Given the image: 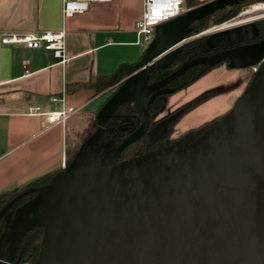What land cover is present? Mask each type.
<instances>
[{
	"label": "water",
	"instance_id": "obj_1",
	"mask_svg": "<svg viewBox=\"0 0 264 264\" xmlns=\"http://www.w3.org/2000/svg\"><path fill=\"white\" fill-rule=\"evenodd\" d=\"M239 1L212 0L154 27L139 58L119 66L125 76L70 162L35 196L8 211L20 192L0 209V264H14L33 227L42 228L36 264H264V41L233 46L257 37L256 24L208 34L206 47L222 50L148 83L150 72L167 67L189 40L193 22ZM222 61L256 65L225 113L179 140L117 161L147 126L153 99L175 90L165 84L192 66ZM126 102L143 123L115 147L104 141V126Z\"/></svg>",
	"mask_w": 264,
	"mask_h": 264
},
{
	"label": "crops",
	"instance_id": "obj_2",
	"mask_svg": "<svg viewBox=\"0 0 264 264\" xmlns=\"http://www.w3.org/2000/svg\"><path fill=\"white\" fill-rule=\"evenodd\" d=\"M61 5L0 0V192L66 165V146L105 98V91L78 85L135 62L143 52L134 30L141 0L89 1L85 11L66 17ZM60 29L68 56L63 65L43 48L1 41L3 33ZM67 106L79 110L46 126L45 112Z\"/></svg>",
	"mask_w": 264,
	"mask_h": 264
},
{
	"label": "built area",
	"instance_id": "obj_3",
	"mask_svg": "<svg viewBox=\"0 0 264 264\" xmlns=\"http://www.w3.org/2000/svg\"><path fill=\"white\" fill-rule=\"evenodd\" d=\"M89 1H110V0H62L61 14L63 17L74 13L83 12L87 9ZM142 13L135 22L134 30L137 36L136 42L142 46H147L154 37V27L166 20L178 16L185 11V0H141ZM212 0H200V4ZM237 13L221 22H213L205 29H202L197 35H207L217 30L255 23L264 28V0H243ZM241 2V1H239ZM234 5V4H233ZM231 6V5H230ZM229 7V6H227ZM3 43L22 42L27 47L43 48L51 52L57 59V63L63 65L68 56L65 51L64 29L57 31L41 30L26 31L21 33H3L1 34ZM255 66L253 67V71ZM79 107L67 106L59 110L45 112L46 126L56 123H62L71 114L76 113Z\"/></svg>",
	"mask_w": 264,
	"mask_h": 264
},
{
	"label": "flooded vegetation",
	"instance_id": "obj_4",
	"mask_svg": "<svg viewBox=\"0 0 264 264\" xmlns=\"http://www.w3.org/2000/svg\"><path fill=\"white\" fill-rule=\"evenodd\" d=\"M256 26L258 29L257 37H255L254 39L248 40V41L240 42V43L235 44L233 46L252 44V43L258 42L260 40L264 41V29L260 25H256ZM205 28H203V29H205ZM207 35H205V34L200 35V36L204 37V48L201 50V52L198 55H196L194 57H188V58L183 59L182 61H180L179 63L174 65L173 68L165 74H160V75L154 76V75H152V71H153L152 70L150 72V75H149L148 83H154V82L160 81L162 78L167 76L169 73H171L177 67H179L182 64V62H184L186 60H190V59H193V58H196L199 56H204L207 54H212V53H215L217 51L222 50V48H220V47H214V48L206 47L205 39H206ZM176 57L174 58V60L176 59ZM219 63L223 64V66L226 68V71H231L232 69H238V68H245V69H248L249 72L252 74L254 66L256 69V65L247 66V67H230L228 65L227 61H222ZM219 63H217V64H219ZM217 64H214V65H217ZM213 66L205 68L204 65L198 64L196 66L190 67L189 69L196 67L197 70H195V71H197L198 73L201 72L199 78H197L194 82L201 79L203 77V75H205L206 72L209 69H211ZM189 69H187L185 72H187ZM182 75H180L177 78L173 79L172 81L168 82L163 87H166V88L175 87V91H176V90H179L185 86H188L190 83L189 84H187V83L183 84V79H180V77ZM203 93H206L207 96L200 103H203L205 100H208L213 95L212 92L208 91V92L198 93L197 95L195 94L194 97L198 96L199 94H203ZM162 95L163 94L156 96L153 99V101L150 103V106L148 108L149 120H148L147 126L142 129V133L140 134V136L138 138H136L135 140H133L132 142H130L129 144H127L126 146H124L120 150V152L117 156V161L123 160L126 158H130V157H133V156L138 155V154L145 153L146 151L154 149L155 147H157L158 145H160L163 142H170V141L179 140V138L181 136L186 135L188 132H194L198 129L205 127L206 125L210 124L213 120H215L218 117V116H216L210 120H204L195 126H190V127L186 128L183 132L174 133V132H177L175 125H174L176 120H178V118L185 111H189L192 107H194L196 105L191 106V107H187L188 101L191 100L193 98L192 97L191 99H189L188 101H186L183 104L175 106L174 108H172L168 111H166V110L163 111V110H161L162 109V107H161L162 106ZM147 99H148V96L143 101L144 106L146 104ZM158 103H159V105H158ZM200 103H198V104H200ZM124 104H128V106L130 107V111L124 112L123 110H119V107L121 106L120 105L116 109V111L114 112L113 116L107 121V123H105V126H104V133H103L104 141L111 140L112 142H114L115 147L118 146L127 136H129L131 133L136 131L143 123L142 118L136 113L132 103L126 102ZM124 104H122V105H124ZM229 108H227V110ZM189 135H191V137L193 136L192 137V139H193L197 135V133L196 134L190 133ZM18 258L19 257L17 256V254H15V257L13 258L12 263L23 264V262H26L24 260L18 261ZM26 264H30V263L26 262Z\"/></svg>",
	"mask_w": 264,
	"mask_h": 264
},
{
	"label": "trees",
	"instance_id": "obj_5",
	"mask_svg": "<svg viewBox=\"0 0 264 264\" xmlns=\"http://www.w3.org/2000/svg\"><path fill=\"white\" fill-rule=\"evenodd\" d=\"M247 1H241L237 4L231 5L229 7H224L221 9L216 10L210 16H206L203 19L196 20L191 24L193 31H199L203 28L207 27L213 22H221L237 13L240 6ZM201 2L200 0H185L186 7H194L199 5ZM204 48V37L199 36L194 38L186 43H184L181 47L180 53L177 55L176 59L167 67L162 69H154L152 71V75L157 76L160 74H165L170 71L174 65L179 63L185 58L194 57L198 55L201 50ZM196 67L189 69L185 72L180 79H183V84L192 83L197 78H199L200 73H198ZM195 71V72H194ZM197 72V73H196ZM125 76L124 70H119V68L110 74L99 75L97 76L94 81L89 82L87 84H79L78 86H90L96 90V92H103L105 91V98L103 102L108 98V96L112 93V91L117 87V83ZM207 96L206 93L199 94L196 97H193L191 100L188 101L187 107L194 106L200 103L205 97ZM102 102V103H103ZM159 105V103H158ZM101 106V105H100ZM99 106V107H100ZM98 108L94 111L92 117H89L88 122L84 129L81 131L79 135V142L77 144H69L66 146L65 155H66V164L70 162L74 154L76 153L80 143L88 137L95 129L96 124L94 120V115L97 112ZM119 110H123L124 112H129L130 107L128 104L121 105ZM73 145V146H72ZM55 172H48L43 175H40L28 183H26L23 187L17 189H8L0 192V209L10 201L14 196H16L20 192H24L23 196L19 198L15 203L9 208L8 211L13 210L14 208L18 207L25 201L29 200L37 193V188L47 184L51 178V176ZM3 218L0 219V234L3 230ZM41 227H33L31 228L23 237L21 242L18 245L16 254L19 257L18 261L24 260L30 264H36L37 254L39 249V243L41 239Z\"/></svg>",
	"mask_w": 264,
	"mask_h": 264
},
{
	"label": "rangeland",
	"instance_id": "obj_6",
	"mask_svg": "<svg viewBox=\"0 0 264 264\" xmlns=\"http://www.w3.org/2000/svg\"><path fill=\"white\" fill-rule=\"evenodd\" d=\"M243 6L244 5H241L240 8ZM200 31L201 30H192L189 34V40L186 42L197 38L198 36L196 35ZM145 47H142L141 51H143ZM251 76L252 74L248 69L238 68L226 71L223 64L219 63L209 69L206 74L196 82L190 83L188 86L179 90L163 94L161 110L168 111L175 106L183 104L194 97L195 94L197 95L198 93L208 91L212 92L213 95L211 98L205 100L203 103L196 104V106L192 107L189 111H185L178 120H176L174 125L177 132L174 133L183 132L190 126H195L204 120H210L216 116L222 115L227 108L231 107L239 93L243 91ZM79 135L76 137V140L71 141L69 144H77V142H79ZM23 264H26V262H23Z\"/></svg>",
	"mask_w": 264,
	"mask_h": 264
}]
</instances>
